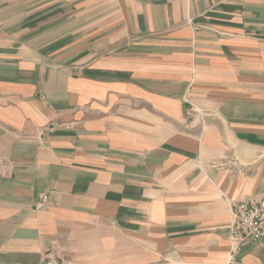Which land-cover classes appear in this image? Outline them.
Masks as SVG:
<instances>
[{"label": "crops", "instance_id": "obj_1", "mask_svg": "<svg viewBox=\"0 0 264 264\" xmlns=\"http://www.w3.org/2000/svg\"><path fill=\"white\" fill-rule=\"evenodd\" d=\"M263 198L264 0H0V264H264Z\"/></svg>", "mask_w": 264, "mask_h": 264}, {"label": "built area", "instance_id": "obj_2", "mask_svg": "<svg viewBox=\"0 0 264 264\" xmlns=\"http://www.w3.org/2000/svg\"><path fill=\"white\" fill-rule=\"evenodd\" d=\"M210 116L209 111L194 106L193 104L188 108V119L196 125H206V119ZM52 125L54 129L56 126L55 123ZM64 127L67 129L71 128L68 124H64ZM49 198V194H41L39 205H46ZM231 240L232 260L235 259L237 252L249 243L264 248V198L257 202H239L233 205ZM45 264H61L56 258L53 248L48 249Z\"/></svg>", "mask_w": 264, "mask_h": 264}]
</instances>
